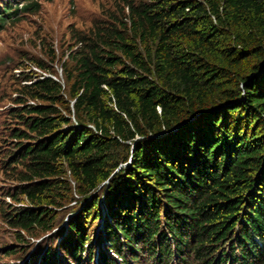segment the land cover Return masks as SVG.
<instances>
[{
  "label": "trees",
  "instance_id": "trees-1",
  "mask_svg": "<svg viewBox=\"0 0 264 264\" xmlns=\"http://www.w3.org/2000/svg\"><path fill=\"white\" fill-rule=\"evenodd\" d=\"M38 9L0 0V28ZM51 42L6 107L0 254L264 264V0H109Z\"/></svg>",
  "mask_w": 264,
  "mask_h": 264
},
{
  "label": "rangeland",
  "instance_id": "rangeland-1",
  "mask_svg": "<svg viewBox=\"0 0 264 264\" xmlns=\"http://www.w3.org/2000/svg\"><path fill=\"white\" fill-rule=\"evenodd\" d=\"M38 1L40 9L32 12H23L19 18L6 21L4 26L0 28V244L6 241L15 242L12 236L15 230L11 229L1 216V207L5 206V202L15 203L8 195L3 194L8 188V185L15 182V179L10 178L1 166V159L5 155L4 148H7V145H11L7 133L9 126L6 125L13 123L11 121L12 118L7 116L6 107L12 104L11 96L15 94L16 76H18V71L21 67L24 71L32 69L36 73L42 72L47 74V72L41 71L35 65H29L27 63L23 66L19 64L20 59L24 54L31 57H47L48 55L45 54L43 48L46 49L50 41H52L51 43L54 47L57 46V49L61 47L59 40L68 22L73 21L77 26L86 24L89 22V18L98 11L101 4L107 5L109 3V0ZM53 59L51 63L57 75H60L58 63L55 58ZM63 212H61L62 214H57L60 219V224L64 221ZM58 217H54L52 223ZM38 231L40 229L35 233H38ZM24 235L26 237L22 241L24 243L29 242V245L30 243L33 245L39 242L42 236L40 235L36 238L29 234ZM50 235L52 233L45 237H49ZM23 242L13 244L16 249L6 254H0V264H27L30 255L28 254L29 250H26L27 248L24 251L22 250V246H24Z\"/></svg>",
  "mask_w": 264,
  "mask_h": 264
}]
</instances>
